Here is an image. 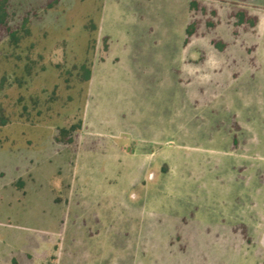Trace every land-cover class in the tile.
<instances>
[{
    "label": "rangeland",
    "instance_id": "obj_1",
    "mask_svg": "<svg viewBox=\"0 0 264 264\" xmlns=\"http://www.w3.org/2000/svg\"><path fill=\"white\" fill-rule=\"evenodd\" d=\"M15 1L0 264H264V0Z\"/></svg>",
    "mask_w": 264,
    "mask_h": 264
},
{
    "label": "trees",
    "instance_id": "obj_2",
    "mask_svg": "<svg viewBox=\"0 0 264 264\" xmlns=\"http://www.w3.org/2000/svg\"><path fill=\"white\" fill-rule=\"evenodd\" d=\"M55 3V0H52L45 5L42 6V9H49L51 6ZM20 3H16L15 0H0V44L4 41L7 42L10 46H17L20 40H22L25 37H28L30 34L29 28H28V21L29 18L25 14V12H22L20 10ZM190 9L196 7V4L192 1L190 2ZM17 14L21 15V18L19 19ZM36 15V14H34ZM194 31L193 24L189 25L187 27L186 33L188 36H191V34ZM26 71H28V67L26 66ZM78 72L80 73V79L83 82H86L90 79V70L84 65H81L78 68ZM3 81V80H2ZM0 116H3L0 114ZM0 123L2 125H5L8 123L7 117H0ZM4 118V119H3ZM80 126L73 125L69 128H59L57 130V135L55 137L56 142H60L63 144H71L72 138L71 135L75 130Z\"/></svg>",
    "mask_w": 264,
    "mask_h": 264
}]
</instances>
